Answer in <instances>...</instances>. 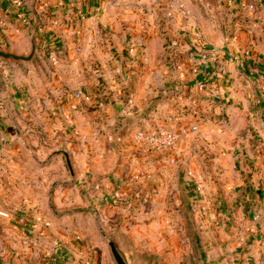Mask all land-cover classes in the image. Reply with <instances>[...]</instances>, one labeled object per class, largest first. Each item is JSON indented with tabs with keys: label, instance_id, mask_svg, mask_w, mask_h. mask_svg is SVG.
Masks as SVG:
<instances>
[{
	"label": "crops",
	"instance_id": "obj_1",
	"mask_svg": "<svg viewBox=\"0 0 264 264\" xmlns=\"http://www.w3.org/2000/svg\"><path fill=\"white\" fill-rule=\"evenodd\" d=\"M36 15L34 60H0V198L9 189L3 200L29 212L34 231L52 222L55 165L53 196H76L63 221L73 207L101 215L134 172L145 219L176 216L191 182L202 183L205 209L264 208V0H0V47L27 53ZM199 68L211 76L205 89ZM141 129H172L178 145L148 152Z\"/></svg>",
	"mask_w": 264,
	"mask_h": 264
},
{
	"label": "rangeland",
	"instance_id": "obj_2",
	"mask_svg": "<svg viewBox=\"0 0 264 264\" xmlns=\"http://www.w3.org/2000/svg\"><path fill=\"white\" fill-rule=\"evenodd\" d=\"M57 172L55 165L49 173L48 212L53 223L47 221L44 233L34 231L29 212L13 210L3 200L9 189L0 198V264H116L109 241L117 244L128 264H264V208L260 206L244 208L239 217L227 204L218 207L217 200H209L205 209L199 205L203 197L196 183L191 182L186 186L187 197H181L187 203L179 206L178 194V203L173 204L172 210L181 208L176 216L162 221L145 219L139 217L141 208L135 200L139 197L132 193L142 184L141 174L137 181L120 186L125 202L114 203L113 190L110 198L104 197L108 206L101 215L73 207L78 212L63 221L64 202L69 198L75 202L76 196H66L64 188L58 199L53 196ZM123 213L128 214L125 222ZM201 214L206 217L200 218Z\"/></svg>",
	"mask_w": 264,
	"mask_h": 264
},
{
	"label": "built area",
	"instance_id": "obj_3",
	"mask_svg": "<svg viewBox=\"0 0 264 264\" xmlns=\"http://www.w3.org/2000/svg\"><path fill=\"white\" fill-rule=\"evenodd\" d=\"M103 1V0H98ZM249 8L251 10L255 9V4H250ZM23 22L26 24H29L30 22L26 17L23 18ZM166 46V62L167 65L170 66L173 70H177L180 68V64L178 60L175 59L171 43L167 42L165 43ZM130 51L133 52L134 48H130ZM230 57H232L231 54H229ZM203 58H207L206 54L201 55ZM198 74V80L197 84L199 88L205 89L206 85L209 82V76L207 72L205 73L204 70H201L200 68L197 70ZM200 76V77H199ZM79 96H81L84 100H92L94 96L92 94H87L84 92H79ZM136 140L137 142L144 147L148 152L158 154V155H166L170 152H172L178 145L179 142V135L173 131L172 129H158V130H144L141 129L136 133ZM2 169V161L0 160V170ZM141 177V174L135 172L130 174V176L125 178L124 184H131L134 181H137ZM202 183L196 182V189L198 192H200L202 188ZM124 196V190L123 187L117 188L113 194H112V201L114 203H122ZM125 202V201H124ZM131 205V204H130ZM21 221H25L24 219H21ZM43 225H48V222H43Z\"/></svg>",
	"mask_w": 264,
	"mask_h": 264
},
{
	"label": "water",
	"instance_id": "obj_4",
	"mask_svg": "<svg viewBox=\"0 0 264 264\" xmlns=\"http://www.w3.org/2000/svg\"><path fill=\"white\" fill-rule=\"evenodd\" d=\"M39 26H40V18L36 15V21L34 22L31 30L30 47L27 53H17L13 50L0 47V60L12 61L17 63L32 62L36 57L38 50L37 35H38ZM56 153H59V151L54 152L53 154H51V156H53ZM108 245L116 264H128L123 253L120 251V249L118 248L115 242L109 241Z\"/></svg>",
	"mask_w": 264,
	"mask_h": 264
}]
</instances>
